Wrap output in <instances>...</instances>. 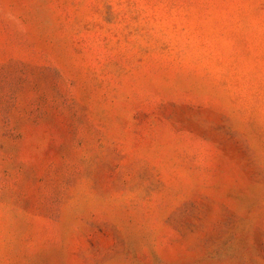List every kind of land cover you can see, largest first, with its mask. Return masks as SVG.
I'll use <instances>...</instances> for the list:
<instances>
[{"label": "rangeland", "instance_id": "374dc122", "mask_svg": "<svg viewBox=\"0 0 264 264\" xmlns=\"http://www.w3.org/2000/svg\"><path fill=\"white\" fill-rule=\"evenodd\" d=\"M0 264H264V0H0Z\"/></svg>", "mask_w": 264, "mask_h": 264}]
</instances>
